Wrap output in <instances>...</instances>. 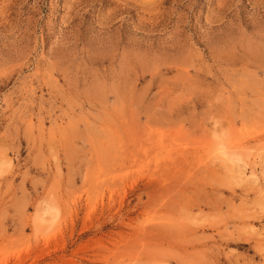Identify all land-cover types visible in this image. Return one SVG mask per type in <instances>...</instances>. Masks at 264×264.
I'll return each instance as SVG.
<instances>
[{"label": "rangeland", "instance_id": "obj_1", "mask_svg": "<svg viewBox=\"0 0 264 264\" xmlns=\"http://www.w3.org/2000/svg\"><path fill=\"white\" fill-rule=\"evenodd\" d=\"M0 264H264V0H0Z\"/></svg>", "mask_w": 264, "mask_h": 264}]
</instances>
